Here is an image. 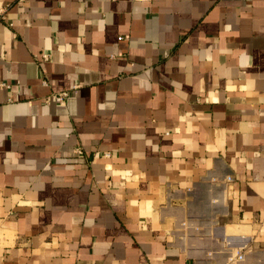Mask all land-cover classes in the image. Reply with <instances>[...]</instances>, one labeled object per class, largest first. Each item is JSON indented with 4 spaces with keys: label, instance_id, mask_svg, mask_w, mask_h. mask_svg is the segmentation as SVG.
<instances>
[{
    "label": "crops",
    "instance_id": "crops-1",
    "mask_svg": "<svg viewBox=\"0 0 264 264\" xmlns=\"http://www.w3.org/2000/svg\"><path fill=\"white\" fill-rule=\"evenodd\" d=\"M0 264H264V0H0Z\"/></svg>",
    "mask_w": 264,
    "mask_h": 264
},
{
    "label": "built area",
    "instance_id": "built-area-1",
    "mask_svg": "<svg viewBox=\"0 0 264 264\" xmlns=\"http://www.w3.org/2000/svg\"><path fill=\"white\" fill-rule=\"evenodd\" d=\"M134 1H136V2H145L146 0H134ZM38 58H39L40 61H46L49 58V54L48 53H41V54H39ZM1 85L5 86L6 84L2 83ZM68 96H69V92L68 91H62V92H57V93L51 94V97L55 101H57V102H59L61 104H63L65 102V100H66V98ZM227 180L231 181L232 177L231 176H227ZM238 259H242V254H238Z\"/></svg>",
    "mask_w": 264,
    "mask_h": 264
}]
</instances>
